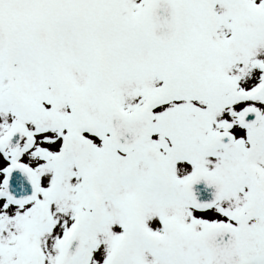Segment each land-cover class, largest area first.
Wrapping results in <instances>:
<instances>
[{
	"label": "snow or ice",
	"instance_id": "1",
	"mask_svg": "<svg viewBox=\"0 0 264 264\" xmlns=\"http://www.w3.org/2000/svg\"><path fill=\"white\" fill-rule=\"evenodd\" d=\"M0 264H264V0H0Z\"/></svg>",
	"mask_w": 264,
	"mask_h": 264
}]
</instances>
